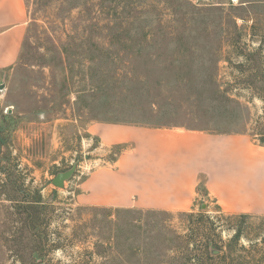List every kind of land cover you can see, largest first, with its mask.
<instances>
[{
	"label": "rangeland",
	"instance_id": "374dc122",
	"mask_svg": "<svg viewBox=\"0 0 264 264\" xmlns=\"http://www.w3.org/2000/svg\"><path fill=\"white\" fill-rule=\"evenodd\" d=\"M24 3L20 53L0 76V264H264V216L88 199L92 172L139 145L114 140L116 126L264 147V0Z\"/></svg>",
	"mask_w": 264,
	"mask_h": 264
},
{
	"label": "crops",
	"instance_id": "0c3cea01",
	"mask_svg": "<svg viewBox=\"0 0 264 264\" xmlns=\"http://www.w3.org/2000/svg\"><path fill=\"white\" fill-rule=\"evenodd\" d=\"M27 22L24 0H0V76L16 63ZM115 130L114 140L139 145L114 167L92 172V203L178 212L210 199L229 214L264 216V182L256 167L264 147L247 135L132 125Z\"/></svg>",
	"mask_w": 264,
	"mask_h": 264
},
{
	"label": "water",
	"instance_id": "95a60500",
	"mask_svg": "<svg viewBox=\"0 0 264 264\" xmlns=\"http://www.w3.org/2000/svg\"><path fill=\"white\" fill-rule=\"evenodd\" d=\"M69 176L70 172L59 173L52 179V183L56 186H62L64 180L67 179Z\"/></svg>",
	"mask_w": 264,
	"mask_h": 264
}]
</instances>
